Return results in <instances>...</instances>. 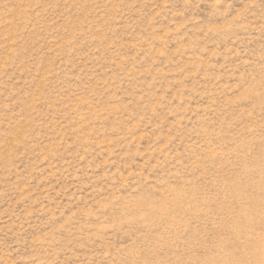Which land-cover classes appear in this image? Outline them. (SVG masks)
Segmentation results:
<instances>
[{
    "label": "rangeland",
    "instance_id": "obj_1",
    "mask_svg": "<svg viewBox=\"0 0 264 264\" xmlns=\"http://www.w3.org/2000/svg\"><path fill=\"white\" fill-rule=\"evenodd\" d=\"M0 264H264V0H0Z\"/></svg>",
    "mask_w": 264,
    "mask_h": 264
}]
</instances>
